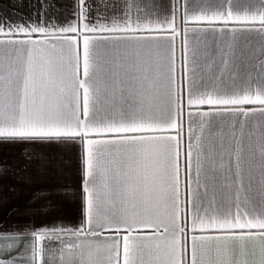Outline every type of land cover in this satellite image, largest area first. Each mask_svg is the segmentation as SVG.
I'll list each match as a JSON object with an SVG mask.
<instances>
[{"label": "snow or ice", "instance_id": "6c2138e0", "mask_svg": "<svg viewBox=\"0 0 264 264\" xmlns=\"http://www.w3.org/2000/svg\"><path fill=\"white\" fill-rule=\"evenodd\" d=\"M56 11L0 0V146L77 152L80 219L0 234V264H264V0ZM23 158L0 181L58 168Z\"/></svg>", "mask_w": 264, "mask_h": 264}, {"label": "crops", "instance_id": "0c3cea01", "mask_svg": "<svg viewBox=\"0 0 264 264\" xmlns=\"http://www.w3.org/2000/svg\"><path fill=\"white\" fill-rule=\"evenodd\" d=\"M74 0H56L57 23H62L63 18H71ZM5 11L14 16L29 14V8H13L9 3ZM40 154L54 158L58 168H49L46 173H41L34 161L27 175L32 177V183L24 184L15 175H5L0 181V234L18 232L25 225L52 226L64 224L74 226L80 219L79 190L81 183L80 163L77 152L64 153L55 147H28L22 145L0 146V167H10L13 170L24 163L23 153ZM66 161L67 163H61ZM67 186L74 196L50 197L52 204L46 212H37L46 201H33L34 192L41 189L51 190ZM3 241L2 243H7ZM6 256V254H3Z\"/></svg>", "mask_w": 264, "mask_h": 264}]
</instances>
